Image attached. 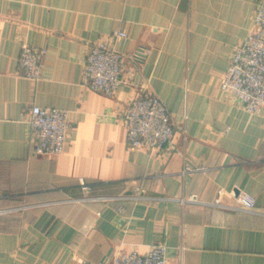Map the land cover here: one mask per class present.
<instances>
[{
    "label": "crops",
    "instance_id": "crops-1",
    "mask_svg": "<svg viewBox=\"0 0 264 264\" xmlns=\"http://www.w3.org/2000/svg\"><path fill=\"white\" fill-rule=\"evenodd\" d=\"M257 2L0 0V264L111 262L160 240L169 264H264V112L220 88ZM115 31L142 53L111 96L83 80ZM23 44L47 47L37 81L19 72ZM144 85L173 116L171 150L128 145L124 107ZM34 105L69 111L61 154L33 153ZM240 192L263 214L234 208Z\"/></svg>",
    "mask_w": 264,
    "mask_h": 264
},
{
    "label": "built area",
    "instance_id": "built-area-1",
    "mask_svg": "<svg viewBox=\"0 0 264 264\" xmlns=\"http://www.w3.org/2000/svg\"><path fill=\"white\" fill-rule=\"evenodd\" d=\"M126 35L124 31H115L108 39L91 45L83 80L88 88L111 96L117 93L129 61L140 56V51L128 55L115 48V42ZM47 51V47L23 44L19 60L20 74L33 81L39 80ZM220 88L237 99L247 112H264V0H258L249 31L234 48ZM26 119L34 154H61L65 151L72 129L68 110L34 105ZM123 123L127 129L128 145L134 150L145 148L155 153L171 150L175 146L173 116L164 101L148 86L144 85L143 91L127 102ZM198 169L186 164L184 171ZM217 203L220 204V200ZM234 208L263 214L256 209L255 197L248 192H240ZM167 250V244L160 240L154 242L144 254L136 250L120 252L111 262L90 263L83 260L76 264H169Z\"/></svg>",
    "mask_w": 264,
    "mask_h": 264
},
{
    "label": "rangeland",
    "instance_id": "rangeland-1",
    "mask_svg": "<svg viewBox=\"0 0 264 264\" xmlns=\"http://www.w3.org/2000/svg\"><path fill=\"white\" fill-rule=\"evenodd\" d=\"M40 47H42V46H40ZM90 49H91V47H90ZM103 94V93H102ZM71 132V131H70ZM82 185V187H85L86 186V188L87 189H85V192L88 194H90V191H91V186L89 185V184H81ZM89 197H86V196H84V197H82V198H80V199H88Z\"/></svg>",
    "mask_w": 264,
    "mask_h": 264
},
{
    "label": "water",
    "instance_id": "water-1",
    "mask_svg": "<svg viewBox=\"0 0 264 264\" xmlns=\"http://www.w3.org/2000/svg\"><path fill=\"white\" fill-rule=\"evenodd\" d=\"M142 52H140V54H141Z\"/></svg>",
    "mask_w": 264,
    "mask_h": 264
}]
</instances>
